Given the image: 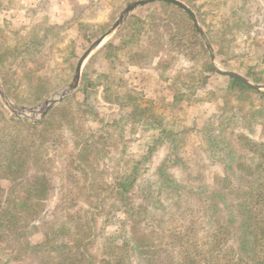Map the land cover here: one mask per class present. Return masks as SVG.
Listing matches in <instances>:
<instances>
[{"label":"rangeland","instance_id":"374dc122","mask_svg":"<svg viewBox=\"0 0 264 264\" xmlns=\"http://www.w3.org/2000/svg\"><path fill=\"white\" fill-rule=\"evenodd\" d=\"M136 1L0 0V192L35 189L0 264H100L128 203L155 264H254L250 216L264 261V0Z\"/></svg>","mask_w":264,"mask_h":264},{"label":"trees","instance_id":"16d2710c","mask_svg":"<svg viewBox=\"0 0 264 264\" xmlns=\"http://www.w3.org/2000/svg\"><path fill=\"white\" fill-rule=\"evenodd\" d=\"M166 5H172L170 2L166 1L163 2ZM177 9L180 10V8L176 7ZM186 14V12H184ZM195 29V28H194ZM108 47H113L112 43H108ZM209 70H212L211 67H208ZM234 83H241L239 79H232ZM250 89V88H249ZM10 158L7 161V170L8 174L13 176L14 174H11L15 169L11 168V162L14 160L13 158V153L9 154ZM162 173L164 180L167 182L170 178V173L163 171L160 169L159 171ZM14 178V177H13ZM39 179H43V177H38ZM35 179V177L33 178ZM122 179V180H121ZM136 181V173H133L131 176H123L121 177L118 181H116L117 187L116 191L120 195L121 198L127 199V193L130 191V189L133 187ZM176 186H179V191H183L184 193L189 194V200L192 201L193 197H197L196 199H200V201L205 205L207 204L208 208H211L213 210V207H217L216 212L219 214L223 210V205L215 201L210 197V194L208 191H205L204 188L198 189V191H193V187L188 186L186 184H177ZM31 186L29 184H22L21 186L17 188H12L9 187L6 191L2 190L0 193L5 194L4 200L5 202L1 201L0 198V226L2 227L3 230L8 231L7 229L14 228L16 221L13 220L10 222V216L13 213H16L14 210L16 209L18 203V200H21L22 206L28 207L30 204L27 199L31 197V195L34 193L35 189H30ZM8 192V195H7ZM17 200V201H16ZM6 203V205H5ZM2 204L5 205V207L2 206ZM129 204V203H128ZM127 205L128 213L127 217L125 218L124 222L121 224L120 228V233L118 232V236L121 238V241L114 240V239H108L106 242L102 245V251H101V259H100V264H155L152 262L150 258L149 251L152 250V238L149 236V234H146L141 226L138 227L137 223H133L135 220L130 221L134 215V209L133 207L129 204ZM11 206V208L5 209L7 206ZM20 205V204H19ZM251 221V216L249 218H245L243 221L240 222V224L236 227V229H239L237 231L239 235L238 237V244H237V249L240 251L242 250L243 252H246L250 250V254L248 257L252 258L254 260V264H264V261L258 258V254L251 248H249L246 243L244 236L248 234V228L255 229L256 226L248 225L247 224ZM24 223H28V221H24ZM128 226V230L126 227ZM218 229H221L220 226H218ZM17 234L14 235V242L17 244V242L20 240L21 237V232L18 230L16 231ZM217 234V233H216ZM216 234H212L215 235ZM234 232L231 230H227L225 233V238L226 242L230 241L234 237ZM264 235V233H262ZM8 235V234H7ZM242 236V239H241ZM254 238L258 239L257 234L255 233ZM212 240L215 242L214 237ZM255 240V239H254ZM76 252V251H74ZM80 254V251L75 253L73 255V258H76V255ZM154 255V253L152 254ZM236 264H247L246 261H243L241 263L240 261H237Z\"/></svg>","mask_w":264,"mask_h":264},{"label":"water","instance_id":"95a60500","mask_svg":"<svg viewBox=\"0 0 264 264\" xmlns=\"http://www.w3.org/2000/svg\"><path fill=\"white\" fill-rule=\"evenodd\" d=\"M149 1H152V0H140V1H136V2L133 3L132 5H129V6L125 9L124 13H127L128 11H130V10H131L133 7H135L136 5L143 4V3H146V2H149ZM163 1L171 2V3H173V4H175V5L179 6V7H181V8L184 9L185 11H187V12L190 14V16L192 17V19H193L195 25H197L196 17L194 16V14L192 13L191 9H190L186 4H184L183 2H181V1H179V0H163ZM122 18H123V16H121V17L119 18V20L115 23V25L118 24V22H119L120 20H122ZM101 40H102V38L100 39V41H101ZM78 70H79V66H78V68H77V71H78ZM228 74L231 75V76L234 77V78H239L236 74L229 73V72H228ZM239 79H240V78H239ZM71 87H74V85H72Z\"/></svg>","mask_w":264,"mask_h":264}]
</instances>
